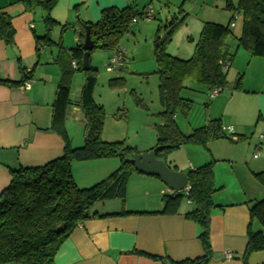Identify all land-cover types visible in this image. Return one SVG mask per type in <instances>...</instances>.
Wrapping results in <instances>:
<instances>
[{
	"label": "crops",
	"instance_id": "0c3cea01",
	"mask_svg": "<svg viewBox=\"0 0 264 264\" xmlns=\"http://www.w3.org/2000/svg\"><path fill=\"white\" fill-rule=\"evenodd\" d=\"M228 1L231 2L227 0V3ZM128 7L143 13L147 8V1L58 0L50 14L56 26L49 29L44 22L46 13L43 10L26 12L21 0H0V11L13 18L16 30L12 46L0 42V81L19 82L23 78L22 70L26 75L29 74L30 81H33L29 91H26L23 85L16 87L0 85V196L12 181V170L19 167H41L61 158L64 154L62 138L48 129L51 127L52 106L62 75L58 59L61 60V64L68 65L70 51L79 44L75 36L78 23L96 24L104 10L110 8L123 10ZM173 17L170 19L167 17V22L161 26H165ZM143 31L142 26L127 38L138 40L139 34L143 35ZM46 35L51 38L54 45L44 46L38 54L36 36ZM235 46H238L236 40ZM226 50L235 55L227 43ZM193 53L194 50L187 49L183 54L173 56L187 60ZM108 55L110 56V53ZM240 56L250 63L258 60L255 62H260L257 64L264 66V58L251 57L247 53ZM233 66L240 67L235 73L238 79L233 82V92L236 93L231 97L217 96L213 99L215 103L210 107V111L212 115L214 114V119L221 120L223 127H233L232 124L235 122L228 119L227 114L236 94L249 96L255 94L257 98L247 99L249 101L246 106H242L240 110L245 114L250 112L252 116L254 112V115L258 113L257 125L262 121L263 127L259 130L260 141L253 149L257 148L260 155L255 158L253 153L252 157L250 155L252 147H247L244 158L237 157L241 159L239 164L242 170L236 171L233 176L239 187L236 193L224 195L223 190L227 188V184L224 182L216 184L219 180L217 176L215 178L218 191L213 195V202L217 208L212 210L210 221V242L213 250L210 264H244L243 257L247 249L248 229L251 223L249 203L264 199V188L254 178V174L264 172V87L262 90H251L249 86L244 89L243 68L239 66L237 60L235 61V56L228 70L227 79ZM241 76V90H234ZM114 79L124 80L121 74ZM83 83L80 88L78 86L72 90L74 102L79 99ZM230 84L229 82V86ZM73 122L76 123V128L73 127ZM237 127L240 128L238 125ZM65 128L71 146L73 148L83 146L84 118L75 105L68 111ZM225 136L226 139L211 142L206 149H199L197 146L183 147L181 150H185L188 160L182 162L171 155L172 158L168 157L167 163L171 167H176L179 172L187 174L208 163L229 160L234 157L229 153L236 155L232 147L241 144L245 136L238 135L236 140L229 134ZM119 166L120 161L117 159L75 162L72 166L73 177L80 188H89L108 178ZM128 193H141L145 199L138 201L134 206H125L122 203L107 205L109 201H106L95 209L93 207L91 212L111 215L126 210L146 214L95 217L87 220L60 246L55 257L56 264H168L169 261L195 260L204 255L199 239L201 230L197 224L185 217L194 208L190 202L184 200L178 214H162L165 209L164 197H173L176 194L160 179L143 174L132 175L127 186V195ZM181 193L186 192L183 190ZM252 229L254 232H264L257 221L253 222ZM227 253L232 255L231 260H227ZM247 264H264V251L251 254Z\"/></svg>",
	"mask_w": 264,
	"mask_h": 264
},
{
	"label": "trees",
	"instance_id": "16d2710c",
	"mask_svg": "<svg viewBox=\"0 0 264 264\" xmlns=\"http://www.w3.org/2000/svg\"><path fill=\"white\" fill-rule=\"evenodd\" d=\"M187 0H183V4ZM26 12L38 9L46 13L45 24L51 29L56 23L50 17L58 0H21ZM179 8L165 26H160L154 39V56L157 65L156 74L163 111L158 114L162 124L156 126L157 147H169L157 153V158L167 163L168 152L184 146L207 147L211 142L226 139L221 120L207 119L204 126L185 134L178 126L175 114L178 108L184 114L191 109L192 101L181 97L184 89L191 86L200 87L205 93L220 89V94L229 88L226 64L231 63L235 55L226 50V42L233 35L231 23L221 25L205 22L198 40L195 42L193 56L182 60L168 52L178 30L185 24L187 15ZM227 9L239 13L242 19V32L236 37L237 49H243L251 57L264 58V0H239L237 7L228 1ZM144 13V12H143ZM143 13L132 7L123 10L110 8L102 12L99 22L87 24L79 22L75 29L78 46L70 51L68 65L61 64V79L58 84L52 106L51 127L48 130L58 134L64 142V154L61 158L41 167H19L11 171L12 181L0 196V264H56L58 249L82 223L95 217L144 215L146 213L126 210L111 215L92 213V208L101 202L111 200L126 201L127 186L135 170L132 159L138 154L136 148L123 141L107 142L102 138L106 112L102 105L96 103L94 92L98 85V70L92 66L83 71L85 55L83 45L87 30L94 42L95 49L111 53L122 47L126 34L133 29L134 18H141ZM16 30L13 18L0 11V42L12 46ZM190 42L193 39L190 38ZM37 53L44 46H53L54 42L46 35L36 36ZM93 50V51H94ZM92 51V52H93ZM78 64V72L84 74V83L79 99H72V80L74 71L72 62ZM23 78L19 82H2L8 87L22 86L30 78L22 70ZM122 79H112L111 83ZM242 76L234 86L241 90ZM188 84H191L190 86ZM195 90V89H191ZM219 94V95H220ZM75 105L84 118V144L73 148L65 128L68 111ZM126 118L123 113L119 118ZM120 159L119 168L105 180L89 187L80 188L73 177L72 166L75 162H90L104 159ZM188 188L186 193L165 196V209L162 214H178L184 200L194 208L185 217L200 228V242L204 255L195 260L168 264H210L213 250L210 242L211 213L216 205L213 195L218 191L215 184L214 163H208L187 173ZM157 178V177H156ZM255 180L264 187V172L254 174ZM159 179V178H158ZM251 223L248 229V244L243 257L248 258L255 252L264 251V232H254L252 224L257 221L264 230V199L249 203ZM159 259V258H158ZM162 260V259H161Z\"/></svg>",
	"mask_w": 264,
	"mask_h": 264
},
{
	"label": "rangeland",
	"instance_id": "374dc122",
	"mask_svg": "<svg viewBox=\"0 0 264 264\" xmlns=\"http://www.w3.org/2000/svg\"><path fill=\"white\" fill-rule=\"evenodd\" d=\"M146 1L147 7L152 6L155 19H141L138 24L133 26L132 31L123 38L121 45L125 49L126 57L130 62L124 71L121 73L107 72L106 65L108 58H110L107 52L94 50L90 57L91 66L98 70V85L94 92V98L96 103L104 105L106 112L102 138L109 142L123 141L126 145L136 148L138 154L150 153L156 148L158 138L155 126L162 123L161 118L158 117V114L163 111V107L158 91L160 79L156 74L157 65L153 51L154 40L152 38L155 39L159 27L167 22V17L170 19L175 15L179 16V8L183 4V0ZM230 1L233 5H237L238 3V0ZM183 11L187 15V26H182L178 30L168 48V52L175 56L179 55V53L183 54L187 49L194 50L195 42L199 38L203 22H211L225 26L229 24L231 17H234L236 12L227 9V0H187L183 4ZM241 19L239 17L235 21L236 26L232 28L233 35L228 38L226 43L232 50V53L235 54V61L237 60L239 66L241 65L243 68L244 89L249 86L251 90H262L261 88L264 87L263 64H257L260 63L255 62L258 60L252 63L245 61L240 55L242 53L250 54L243 49H237L235 46V38L240 36L242 32ZM142 26L144 27L143 35L139 34L138 40L127 38L131 37ZM190 38L193 39V42H190ZM238 68L240 67L233 66V71L231 70L229 72L228 79L231 84L229 88L220 94V98L224 96L231 97L236 93L233 92V82L238 79V75L235 77ZM120 74L124 80L112 84L111 79L120 77ZM83 81L84 74L75 72L72 80V90L74 91L78 86L80 88ZM188 85L190 86L191 84ZM191 89H184L181 93L182 98L193 102L191 109L186 115L182 109L178 108L175 114L176 122L185 134H190L193 130L204 126L207 119L215 118L213 117L214 114L212 115L210 111V107L215 101L210 98L209 94L207 95L201 90L200 87L192 85ZM256 98L257 96L255 94L249 96L237 93L227 114V118L235 122L232 126L236 131V135L231 136V138L236 140L238 139V135H243L245 138L241 144L232 147L236 153L234 155L230 151L231 153L229 154L234 156L229 159L232 161L224 159L228 161L219 160L214 163V176L215 178L217 176L219 180L216 184L218 182L227 184V188L223 190L224 195L226 193L233 194L239 190L237 182L233 179L234 173L240 169L242 170L239 164L241 159L237 157L242 156L244 158L247 147H252L250 150L252 157L253 153L256 154L259 152L257 148L256 150L253 149H255L254 146L260 141L261 132L259 130L263 127L262 121L257 125L258 113L254 115V112L253 117L250 112L245 114L240 110L242 106H246V103L249 101L247 99ZM121 113H126V118H119ZM72 125L76 128V123L73 122ZM197 147L199 149H206L202 146ZM184 151L180 148L168 152L167 155L168 157H171V155L176 156L180 161L185 162L188 159H186L187 155ZM117 160L120 161L118 158ZM142 199L145 198L141 193H128L125 203L122 200H112L107 205H118V203H122L125 206H134ZM101 204H104V202L96 204L94 209Z\"/></svg>",
	"mask_w": 264,
	"mask_h": 264
},
{
	"label": "water",
	"instance_id": "95a60500",
	"mask_svg": "<svg viewBox=\"0 0 264 264\" xmlns=\"http://www.w3.org/2000/svg\"><path fill=\"white\" fill-rule=\"evenodd\" d=\"M85 51L82 68L88 71L91 67L90 57L95 49L94 42L91 39L90 31L87 30L85 42L83 45ZM169 147H157L152 152L146 154H137L132 161L135 164V170L146 176H154L160 179L175 194L181 193L188 187V176L185 173L174 171L163 160L157 158V153Z\"/></svg>",
	"mask_w": 264,
	"mask_h": 264
},
{
	"label": "built area",
	"instance_id": "2783aa9c",
	"mask_svg": "<svg viewBox=\"0 0 264 264\" xmlns=\"http://www.w3.org/2000/svg\"><path fill=\"white\" fill-rule=\"evenodd\" d=\"M150 1H153V0H150ZM239 18V13L238 12H235V16L233 18V21L231 23V28H234L236 26V22ZM141 19H146V20H152V19H155V13H154V10L152 8V6H148L144 13H143V16L141 18L137 17V18H134L132 20V23L131 25L134 26L136 24H138L140 22ZM129 63L127 57H126V53H125V49H123L122 47L116 49L115 51H113L110 55V58L108 59V62H107V65H106V69H107V72L109 73H120L122 71V69L124 68L125 65H127ZM226 68L229 69L230 68V64L227 63L226 64ZM72 69L76 72H78V64L77 62L73 61L72 62ZM33 85V81H28L27 83H25L23 85V88L26 90V91H29L31 89ZM221 90L220 89H216L214 90L211 95H210V98L211 99H215L217 96H219ZM222 130L224 132V134H229L230 136H234L235 135V130L233 127H222ZM235 138V137H234ZM260 155V152H257L254 157L255 158H258ZM186 191L189 190V188L187 187L185 189ZM226 258L227 260H231L232 259V255L230 253H227L226 254Z\"/></svg>",
	"mask_w": 264,
	"mask_h": 264
}]
</instances>
